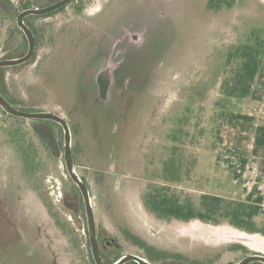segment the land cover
I'll use <instances>...</instances> for the list:
<instances>
[{"label":"rangeland","instance_id":"rangeland-1","mask_svg":"<svg viewBox=\"0 0 264 264\" xmlns=\"http://www.w3.org/2000/svg\"><path fill=\"white\" fill-rule=\"evenodd\" d=\"M104 1L80 0L49 17H28L34 55L0 68V93L18 110L64 117L75 172L89 182L100 217L96 189L108 196L107 167L123 176L119 189L124 187L128 203L114 199L116 211L140 230L144 246L168 252L173 245L186 254L211 248L223 253L221 262L258 253L231 234L264 241V173L260 159L249 156L254 128L264 124V97L263 103L227 98L223 90L243 66L237 48L264 49V0H235L219 11L208 9L209 0ZM52 2L0 0V60L27 51L17 15ZM86 23L88 32H73ZM131 36L137 39L129 41ZM108 67L117 90L99 97L95 77ZM256 86L264 90V70L252 82ZM34 124L0 108V264H88L82 222L67 205L74 206L75 190L63 161L62 129L50 125L48 144L35 135ZM171 160L177 181L165 170ZM148 194L196 211H203L205 194L228 203L244 202L248 194L250 203L262 201L254 230L247 232L230 223L224 205L207 221L158 220L145 210ZM37 219L47 240L40 238ZM44 241L58 254L49 259ZM234 245L245 250L233 252Z\"/></svg>","mask_w":264,"mask_h":264},{"label":"flooded vegetation","instance_id":"flooded-vegetation-1","mask_svg":"<svg viewBox=\"0 0 264 264\" xmlns=\"http://www.w3.org/2000/svg\"><path fill=\"white\" fill-rule=\"evenodd\" d=\"M52 1H53L52 3H49L48 5L41 7V8H45V7H47L53 3H56L60 0H52ZM79 1L80 0H75L73 2L68 3L65 6L57 9L56 11H53V12H50V13H47L44 15H27L23 18L24 25L27 27V29L32 33V35L34 37L35 47H34V51H33L32 55H31V58L33 57L34 52H35L36 40H35V36H34V33L31 29L30 25L26 22V19L28 17H31V16L49 17L53 14L59 13L61 10L65 9L68 5H70L72 3L79 2ZM106 1L107 0H105L104 2H106ZM29 9H33V8H29ZM29 9H25V10H29ZM25 10H22L21 12H23ZM18 15H17V17H18ZM87 24L88 23H86L84 28L79 29V30L76 29L73 32H88V28H87L88 25ZM16 25H17V18H16ZM17 27L25 36L24 31L18 25H17ZM25 38H26V36H25ZM88 38H89V35H87V39ZM130 39L134 40L137 38L135 36H133V37L131 36L129 38V41H130ZM26 40H27V38H26ZM27 52H28V41H27L26 53ZM26 53L24 55H26ZM23 56H21V57H23ZM31 58L28 61H30ZM5 60H8V59H5ZM27 62H25V63H27ZM61 62H60V60L58 62V59H57V65L58 66ZM25 63H23V64H25ZM20 65H22V64H20ZM110 71H111V67H108L106 69L98 71L96 74V77H95L96 81L94 84L97 87V94L99 95V97H104L110 93L116 92V90H117V88L113 87V85H115V83H114V80L112 82ZM23 112L53 113L55 115L60 116L65 121V123L68 126L69 133H70V153H71L73 169L75 172V164H74V159H73V155H72V151H71L72 135H71L70 127H69L67 121L64 119V117L60 114H57L54 112H49V111H34V112L23 111ZM75 114H76L75 110H71V115L74 116ZM8 115H10V114H8ZM10 116H12V115H10ZM12 117L20 118V119H23L26 121H32V122L36 123L33 125V128H34L33 132L35 133V135L38 138H40L41 140L45 141L48 144L52 143V137H53L52 132L50 131V128H51L50 125H58L59 128L62 129V133H63V139H62L63 140V161L65 164L66 171L68 173L66 163H65V157H64V130H63V127L61 126V124H59L53 120H49V119H26V118H21V117H16V116H12ZM75 122L77 123L76 120H75ZM87 126H88V124H87ZM100 161L104 163L105 160H103V158H101ZM107 168H108V172H106L105 175L110 176L113 179V180L111 179V182L108 184L111 187H109L105 190V191H107V190L109 191L108 196L106 195L105 199L102 198L101 196H104V190L96 189L97 194L99 195V197L97 198V201H98V204L100 206L101 217L96 212V210L94 208L95 204H93V202H92L93 197L91 196L92 190L90 188V184L87 181L86 177L83 175L80 176L79 174H77L75 172V174L78 177V180L82 183V185L85 187V190L87 192V200H88V203L90 206V211H89L90 216H89L88 211L86 209L85 199H84V196H83V193H82L80 187L73 181V179L70 177V175L68 173L70 180L74 184L75 193L72 196H73V201H75V203H74L73 207L70 206L69 204H67V205L69 208H74V209H70V210L76 214V216L74 215V217L75 218L77 217L82 222V225H83L82 235L84 237L83 247H84V253H85L84 258L86 259L88 264H117L118 262H121V261H122V264H141V262H145L146 264H240L243 260H245L246 258H248L250 256H257V257L264 256V254H258V253H255V254L244 253V255L241 256L239 259L233 258V259L225 260V261L221 262V258L223 256V253L220 250L214 251L211 248H202V249L198 248L197 251H195L191 254H186L183 252H179V250H177V247L173 246V245L172 246L168 245V252H157V251H155V249L151 245V243L147 244V246L146 245L144 246L145 242L142 241L143 237H142L140 230H137L134 224L123 221L120 217V214L116 211L114 199H120L121 197H123L126 200V202L128 203L127 195H124V191H125L124 187L119 189V186H120V180L119 179L123 178V176L120 173L114 172L115 170H113L110 165ZM92 179L96 185H98V186L102 185L100 181H102L103 179H97V177L92 178ZM66 197H67V195H66ZM124 199L121 198L120 200L124 201ZM143 204H144L145 210L150 215H152L154 218H156L155 215L150 210H148L144 201H143ZM64 205L67 206L65 203H64ZM125 208H126V206H125ZM127 208H129V207H127ZM127 214L128 215L131 214V216L135 217L134 212L133 213L128 212ZM41 221L42 220L37 221V223L39 224L37 231L40 233L41 239L47 240L49 238L48 230H47V228H45L44 222L41 223ZM163 221H166V220H163ZM58 223L56 222L57 226L59 225ZM60 231L63 232V230H60ZM154 237H153V240L156 239ZM40 238L38 237L39 242L42 241V240L40 241ZM49 242L50 243H46L44 241V243H42V247L46 249L45 255H47V257L50 259L53 255L55 256L58 253L55 252L54 244L51 241H49ZM125 244L128 246V249L126 251H124V249H125L124 245ZM229 248L233 252H236V251L241 252V251L245 250L243 247H240L237 245L230 246ZM247 264H264V263L259 261V260H253Z\"/></svg>","mask_w":264,"mask_h":264},{"label":"trees","instance_id":"trees-1","mask_svg":"<svg viewBox=\"0 0 264 264\" xmlns=\"http://www.w3.org/2000/svg\"><path fill=\"white\" fill-rule=\"evenodd\" d=\"M235 0H209L208 9L219 11L223 8H231ZM258 46V47H257ZM250 47L249 45L237 48L240 57L244 58L241 69L237 71V77L231 87L223 90V95L227 98H249L250 101H260L263 103L264 90L257 91L252 87L254 79L262 74L264 70V49L260 45ZM263 93V94H262ZM175 139V138H174ZM176 141V140H174ZM252 148L249 156L260 159V171L264 173V124L257 125L253 131ZM240 157L242 163H245V154L241 151ZM168 178L171 181H177L176 175L178 169L175 168L173 161L168 162L165 168ZM252 194H248L244 202H225L223 198L214 195L205 194L200 199L203 211H196L190 204H180L175 199L160 197L155 195H146L143 198L145 205L158 220H178L187 221L190 219L210 220L212 216L220 212V206L224 205L226 217L230 223L242 230L252 232L254 230L252 219L259 214L261 198L255 203H250ZM223 213V212H222Z\"/></svg>","mask_w":264,"mask_h":264},{"label":"water","instance_id":"water-1","mask_svg":"<svg viewBox=\"0 0 264 264\" xmlns=\"http://www.w3.org/2000/svg\"><path fill=\"white\" fill-rule=\"evenodd\" d=\"M75 0H60L56 3H53L45 8H33L29 10H25L21 12L18 17H17V25L24 31V34L27 38L28 41V52L26 55L20 58L16 59H8V60H0V68H5V67H14L20 64H23L27 62L30 58L31 55L34 51L35 47V42H34V37L32 33L27 29V27L23 23V18L27 15H44L53 11H56L57 9L67 5L70 2H73ZM0 108L7 114H10L12 116L16 117H21V118H26V119H49L53 120L63 127L64 130V157H65V163L66 167L68 170V173L70 177L73 179V181L80 187L85 203H86V209L88 211V214L90 216V206L87 200V192L85 190V187L82 185V183L78 180L77 175L74 172L73 169V164H72V159H71V153H70V133L67 124L65 121L58 115H55L53 113H48V112H23L12 106L5 98L4 96L0 93ZM188 222V221H187ZM236 227V226H235ZM238 228V227H237ZM240 229V228H239ZM245 231V230H244ZM248 232V231H247ZM261 254V253H260ZM253 260H259L264 263V256L257 257V256H250L243 260L240 264H247ZM117 264H122L121 262H118ZM141 264H146L145 262H141Z\"/></svg>","mask_w":264,"mask_h":264},{"label":"bare ground","instance_id":"bare-ground-1","mask_svg":"<svg viewBox=\"0 0 264 264\" xmlns=\"http://www.w3.org/2000/svg\"><path fill=\"white\" fill-rule=\"evenodd\" d=\"M193 229L195 228H192L191 232L193 231ZM213 231V230H212ZM194 232V231H193ZM214 232V231H213ZM218 233V232H217ZM216 233V234H217ZM229 233V232H228ZM222 235V234H221ZM219 236V235H218ZM232 236H237L238 239H241L242 241H244V244L245 246H252L249 247L251 248L252 250L258 252V253H261V254H264V244H263V240L262 239H258V237H254L252 238L251 236H239V235H234V234H231V237ZM226 239V238H225ZM223 240V239H222ZM228 240V239H227ZM230 240V239H229ZM219 242V241H218ZM225 242V241H224ZM218 245V244H217Z\"/></svg>","mask_w":264,"mask_h":264}]
</instances>
